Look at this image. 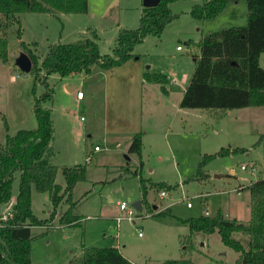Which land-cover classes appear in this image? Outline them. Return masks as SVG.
<instances>
[{
  "label": "rangeland",
  "instance_id": "obj_1",
  "mask_svg": "<svg viewBox=\"0 0 264 264\" xmlns=\"http://www.w3.org/2000/svg\"><path fill=\"white\" fill-rule=\"evenodd\" d=\"M200 2H173L171 9L177 16L164 26L158 36L149 35L137 44L133 49V58L109 70L108 92L113 90L129 104L122 108V114L112 112L111 97L115 95L108 93L107 105L102 99L101 89L94 95L96 102L93 106L88 105L93 100L88 95L83 103L87 106L79 105L63 89L64 82L69 80L61 79L56 73L50 75L49 82L54 87V94L52 99L43 103L50 109L54 126L51 139L53 153L48 157V162L57 166L55 182L62 186L65 184L61 170L64 165L85 163L86 179L77 182L72 189V199L76 201L73 212L80 219L77 224L56 227L60 213L67 206L61 203L52 221L53 228L32 227L31 264H64L70 256L82 254V245L115 246V240H119L121 252L136 264H167V260L171 259H187L193 264H237L238 253L226 247L216 231L191 233L187 224L180 221L202 214V199L193 193L208 186L184 179L196 172L197 163L204 153H214L220 147L230 145L248 148L245 152L229 153L208 162V173L211 176L220 174L219 178H213L215 188L223 191L203 200L208 203L206 207L209 212L205 214L214 213L216 205L220 206L225 217L247 222L250 218L249 195H244L241 190L247 188L249 179L264 173V136L260 144H252L259 138L258 133L264 131V105L236 108L218 117L215 111L185 108L187 116L172 120L177 125H171L169 129L168 117L162 113L166 108L164 101L168 96L178 99V91L169 82L164 85L165 91L158 83H153L152 87H143L140 83L139 71L148 70L150 64H153V72L173 69L185 74L195 65L193 57L196 56L193 54H199L193 40L213 30L246 23L245 0L230 2L214 17L195 19L190 14V8ZM88 7L87 13L22 11L17 14L20 23L14 21L8 25V60L0 61L2 144L6 134L20 128L36 127L32 109L34 95L44 90L38 83L33 94V73L24 72L16 64L17 56L23 51L20 40L29 44L41 58L51 44L91 37L95 30L99 51L109 53L119 27L138 26L143 5L142 0H88ZM19 24L20 37L17 36ZM259 61L264 68V52ZM100 76L96 78L98 82ZM103 81L105 83V79ZM112 85L114 89H111ZM104 105L107 119L103 116ZM141 125H144V129L147 126L151 129L142 148V176L175 184L163 198H160L158 190L148 188L146 199L151 207L157 205L160 208L172 203L169 206L170 214L160 217L153 216L145 205L140 211L132 206L134 201L141 199L142 194L137 177L124 171L127 165L133 170L138 163V156L128 153L127 147L128 135L132 131H143ZM105 130L111 132L105 136L106 139L103 138ZM89 133L91 136H88ZM96 145L99 149H94ZM87 155L89 161H86ZM241 163H254L258 172L251 174L241 170ZM231 168L235 172H230ZM18 182L19 172L16 171L12 181V201L18 192ZM231 188L240 190L241 203L234 201ZM186 194L193 207L186 206V199L182 197ZM120 201L126 202L128 209H135L131 218L119 211L116 202ZM10 205H0V221L5 218ZM31 208L38 217H48L52 208L48 192L37 191L32 185ZM116 216L122 217L117 234ZM139 230L141 235H138ZM233 236L247 243L245 235L234 233ZM203 237L206 238L205 244L200 242ZM224 250L225 254L219 253Z\"/></svg>",
  "mask_w": 264,
  "mask_h": 264
},
{
  "label": "trees",
  "instance_id": "obj_2",
  "mask_svg": "<svg viewBox=\"0 0 264 264\" xmlns=\"http://www.w3.org/2000/svg\"><path fill=\"white\" fill-rule=\"evenodd\" d=\"M177 0H159L154 6L142 7L138 26L119 27L115 44L109 53H101L96 42V32L92 36L81 37L72 42H55L49 46L43 57H39L29 44L20 40L23 52L32 63L30 71L34 75L32 92L35 94L39 83L44 90L34 95L33 112L37 125L35 128H20L12 134H6L0 142V205L10 202V209L0 221V264H31V229L43 226L46 230L54 227L52 221L61 203L66 208L57 219V226L75 225L79 216L73 212L76 201L72 199V189L79 181L86 179V164L75 163L61 167L65 184L55 182L57 166L48 162L53 153L51 139L54 134L50 109L43 103L52 99L54 87L49 82L52 73L60 77L75 73H89L95 65L102 69H112L134 57V47L147 36H158L164 26L177 13L171 4ZM238 0H201L190 8L195 19H207L216 16L230 2ZM247 20L245 25L226 27L201 35L197 46L199 54L179 105L186 108H199L215 111L216 116L227 109L264 105V68L259 57L264 52V0H245ZM45 12L54 14L86 13L88 0H0V61L8 60L7 28L11 22L20 23L19 12ZM21 35V26L17 36ZM146 81L158 83L165 91L168 81L164 72L146 70ZM5 126L7 122L4 121ZM143 131L133 133L128 153L138 156V164L130 170L136 176L141 190V204L145 205L153 216L170 214L165 207L154 212L148 205V188L169 191L175 187L166 181H154L141 174ZM264 133L252 144L258 145ZM241 146L220 147L214 153H204L197 163L196 172L184 179L202 182L209 177L206 169L208 162L218 156L229 153L245 152ZM90 160V157H88ZM87 160V161H89ZM19 172L18 192L11 200L14 173ZM37 191L48 192L52 208L49 216L38 217L31 208V186ZM249 191L250 218L247 222L225 217L219 209L213 214H200L181 219L190 232H217L221 242L238 253L237 264H264V178L256 177L246 186ZM116 221V220H115ZM241 233L247 237L244 244L233 234ZM187 259L167 260V264H189ZM66 264H135L116 246L82 245V254L72 256Z\"/></svg>",
  "mask_w": 264,
  "mask_h": 264
},
{
  "label": "crops",
  "instance_id": "obj_3",
  "mask_svg": "<svg viewBox=\"0 0 264 264\" xmlns=\"http://www.w3.org/2000/svg\"><path fill=\"white\" fill-rule=\"evenodd\" d=\"M239 1V0H238ZM238 1H236L235 3H237ZM143 5V4H142ZM226 8V7H225ZM224 8V9H225ZM223 10V9H222ZM221 10V11H222ZM88 11H89V7H88ZM87 11V12H88ZM86 12V13H87ZM219 14V13H218ZM190 40V39H189ZM193 40V39H192ZM198 39H196V40H193L195 43H196V41H197ZM190 42V44L191 43H193L192 41H189ZM197 44V43H196ZM195 44V45H196ZM197 46V45H196ZM263 53V52H262ZM261 53V54H262ZM260 54V55H261ZM193 55H195L196 57H197V55H198V53H194ZM196 57H193V61L195 62V60H196ZM259 59H260V57H259ZM128 61V60H127ZM153 65V64H152ZM152 65L150 64V65H148L147 66V68H149L148 70L149 71H152ZM194 66L195 65H193V67H192V69H189V71L188 72H186L185 74H183V72H181V73H177L176 71H174L173 69H168L166 72H164L166 75H167V78H168V81H167V83L169 82V83H171L172 85H173V87H174V89L175 90H177L178 91V99H170V98H166L165 99V101H164V105L166 106V108H164L163 109V111H162V113L166 116V117H168V123H167V127L170 129L171 128V125H177L176 123H174V122H172V120L174 121V120H177V118H180V117H184V116H187L186 115V110H185V108L186 107H181L180 105H179V102H180V100H181V97H182V94H183V92H184V90H185V88H186V86H187V84L189 83V80H190V78H191V75H192V72H193V69H194ZM109 70L110 69H102V68H100L99 66H97V65H95V66H93L92 68H91V71L89 72V73H75V74H69V75H67V76H64V77H61V79H66V80H69V81H67V82H64V84H63V89H64V91H65V93L68 95V96H70L71 97V99L73 100H75L76 101V104H79V105H83V106H87L86 104H83L84 103V100H85V97H86V95H88V96H90V98H92L93 100H90L89 102H88V105L89 106H93V103L94 102H96V100L94 99V95L96 96V93H97V91L98 90H101L102 89V99H103V101H104V103H106L107 105H108V93H110V94H113V95H115L116 97H111V95H110V97H111V102H113V109H112V112H113V114L114 113H119V114H122V108L124 107V106H128L129 104L125 101L124 102V100H121L120 99V97H118L119 95H117V94H114L112 91L111 92H108V73H109ZM158 70V69H157ZM145 72V70H143V71H139V73L141 74L140 75V83H141V85L143 86V87H145L146 85H150L151 87H152V85H153V83L152 82H148V81H146L145 79H144V77H143V73ZM101 75V76H100ZM97 76H100V78H99V82H98V80H96V78H97ZM106 76H107V81H106ZM105 79V83H104V79ZM111 89H114V87H113V85H112V88ZM77 90H82L83 91V96L81 97V98H78L77 96H76V91ZM168 92V91H167ZM109 101H110V99H109ZM193 109V108H192ZM233 109H227V110H225L224 112H221L220 113V116L222 115V114H224L225 112H231ZM171 112V114H169ZM162 113H159V114H162ZM183 113V114H182ZM107 109H106V106L104 105V109H103V116H104V118H106L107 119ZM82 117V116H81ZM216 117H218V116H216ZM142 127H141V129H144L145 127H143L144 125H141ZM173 130V129H172ZM177 131H179V130H177ZM258 131V130H257ZM135 132H137V131H132V133H135ZM148 132H151V129H149V127L147 126V128L146 129H144L143 130V135H142V148H143V146H144V143H145V137H146V135L148 134ZM108 133H111L110 131H107V130H105L104 131V136H103V138L104 139H106V137L105 136H108ZM132 133H130L129 135H128V137H129V143H128V146H129V144H130V141H131V138H132ZM262 133H264V131H262V132H260V133H258L259 135L260 134H262ZM88 136H91V133H89L88 134ZM131 136V137H130ZM263 139V138H262ZM231 146V145H230ZM95 147V146H94ZM232 147H234V146H232ZM242 147V146H241ZM244 147V146H243ZM95 149V148H94ZM97 149H99V148H97ZM127 152H128V147H127ZM87 157H89V155H87ZM87 157H85V158H87ZM127 158H128V156H127ZM87 161V160H86ZM138 164V163H137ZM233 170H232V168L230 169V172H232ZM219 176H220V174H212V176H211V174H209V177L206 179V180H204V181H202V182H200V184L201 185H208L205 189L203 188V190H198L197 192H195V193H193V195H195V196H197V197H199L200 199H202V201H201V205H202V207L204 208V209H202L203 210V212H202V214H205V211H208L209 212V210H208V207H206V205L208 204L207 202H204L203 200H206L209 196H217L219 193H220V191H223V190H218L217 188H215L216 187V185H215V181H214V179L213 178H219ZM256 179V178H255ZM255 179H249L248 180V183H249V181H252V180H255ZM199 182V181H198ZM211 184H214V186H212ZM214 188V189H213ZM232 189V188H231ZM233 191V190H232ZM167 192V191H166ZM231 192V191H230ZM241 192H243L244 193V195L245 194H248L249 195V191H248V189L247 188H245L243 191L241 190ZM233 194H234V201L235 202H239V203H241L239 200H236V198H235V196H236V191H233L232 192ZM167 195H168V192H167ZM182 197H184L185 199H186V201H189L188 200V195L186 194V195H182ZM161 198V197H160ZM183 198V199H184ZM140 200V199H139ZM243 200V199H242ZM191 202V201H190ZM8 203H10V202H8ZM192 203V202H191ZM203 203V204H202ZM116 204H117V202H116ZM172 203H169V204H167L166 206H164V207H160V208H158V206L157 205H152V207H151V209L154 211V212H156V211H158V210H160V209H163V208H165V207H169L170 205H171ZM118 205V204H117ZM142 205V204H141ZM193 205V204H192ZM187 206V205H186ZM142 207H143V205H142ZM188 207V206H187ZM190 207H193V206H190ZM214 207H215V209H214V211L215 210H217V209H219L220 210V206H216V205H214ZM118 209H119V206H118ZM157 209V210H156ZM142 210V209H141ZM119 211L120 212H125V211H123V210H120L119 209ZM148 211V210H147ZM151 212V211H150ZM152 214H153V212H151ZM213 214V213H212ZM117 217V216H116ZM80 220V219H79ZM79 220H77L76 221V224L79 222ZM116 220V219H115ZM119 223L120 222H117V224L115 225V228H116V234H117V230L119 229ZM60 226H68V225H60ZM59 227V226H58ZM105 235V234H104ZM116 238H117V235H116ZM115 238V239H116ZM205 240H206V238L205 237H203L202 239H201V244H205ZM119 240H115V246L120 250V245H119ZM121 251V250H120ZM220 254H225L226 252H225V250L224 251H222V252H219ZM73 256V255H72ZM72 256H70L69 257V259L72 257ZM76 256H80V255H76ZM68 259V260H69ZM129 259V258H128ZM67 260V261H68ZM67 261H66V263H67ZM132 261V260H131ZM133 262V261H132ZM66 263H64V264H66ZM191 264H193L192 262H190ZM136 264V263H135Z\"/></svg>",
  "mask_w": 264,
  "mask_h": 264
},
{
  "label": "built area",
  "instance_id": "obj_4",
  "mask_svg": "<svg viewBox=\"0 0 264 264\" xmlns=\"http://www.w3.org/2000/svg\"><path fill=\"white\" fill-rule=\"evenodd\" d=\"M76 96L78 98H81L83 96V92L81 90H77L76 91ZM94 148L97 149L98 146L96 145ZM86 160H89V158L87 157ZM239 168L241 170L249 172L251 174H253L255 172H258V169H257V167H256V165L254 163H241V164H239ZM232 170H233L232 172H235L234 169H232ZM260 176L264 178V173H262ZM251 182L252 181H249L248 184H250ZM232 190L236 191V193H237L236 196H235L236 200H240V194H239L240 190H237V189H232ZM158 193H159V196L161 198L167 196V192L165 190H160V191H158ZM117 204H118L120 210L125 211V213L130 215L129 216L130 218L132 217V215L134 214L135 209H128L127 208V203L124 202V201L117 202ZM186 205L188 207H190V206H192V203L190 201H186ZM205 213H207V211ZM121 218H122L121 216H117L116 217V221L119 222L121 220ZM141 234H142V232L139 230L138 231V235H141Z\"/></svg>",
  "mask_w": 264,
  "mask_h": 264
},
{
  "label": "water",
  "instance_id": "obj_5",
  "mask_svg": "<svg viewBox=\"0 0 264 264\" xmlns=\"http://www.w3.org/2000/svg\"><path fill=\"white\" fill-rule=\"evenodd\" d=\"M158 2H159V0H142V4L145 7L154 6ZM15 61L21 70H23L24 72L30 71L32 63H31L29 56L25 52L21 51L19 53V55L17 56ZM132 206L138 211H140L142 209V205H141L140 200L134 201L132 203Z\"/></svg>",
  "mask_w": 264,
  "mask_h": 264
}]
</instances>
